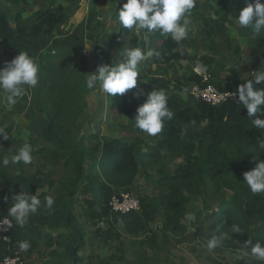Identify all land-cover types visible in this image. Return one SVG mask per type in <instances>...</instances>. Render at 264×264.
<instances>
[{"label":"trees","instance_id":"16d2710c","mask_svg":"<svg viewBox=\"0 0 264 264\" xmlns=\"http://www.w3.org/2000/svg\"><path fill=\"white\" fill-rule=\"evenodd\" d=\"M7 1L9 6L0 0V40L11 51L10 61L21 51L26 52L39 65V83L32 87L31 98L38 112L44 116L41 125L43 137L50 144L49 157L55 164L61 159H66L65 164L72 165L73 174L68 180L59 181L57 185L51 173L44 177L40 170L31 175H6V170L0 166V206L6 215L8 208L12 206L14 194L22 191L33 194L37 192L42 202L41 207L35 214L30 215L27 223H32L36 231L38 229L34 223L69 230L68 235H62L60 244L63 251L57 253L61 258L58 264H82L84 262L79 253L86 244L85 234L74 213L79 195L89 194L88 198H84L83 206L88 216H97L93 210L97 204L103 208L101 215L109 214L112 197L118 193V189L130 191L133 188L142 165V157L153 154L141 151L144 140L140 138L133 141L124 136L101 139L96 134H91V137L99 141L95 146H85L82 142L75 141L73 129L86 107L87 87L86 75L79 66L77 49L75 51L72 48L75 47L77 38L72 40L69 36L65 40V36L60 37L59 34L61 26L70 14L69 9L62 4L55 7L46 6L32 17L25 18L23 10L19 8V3L24 0ZM217 2L220 4V8L215 12L217 17L205 15L201 11L194 15L196 19L204 21L203 31L209 42L206 50L208 54L201 58L204 61L202 67L209 75L210 84L219 90L236 91L246 80L235 79L226 85L217 81V70L210 71L214 63L210 53L216 51L215 37H225L224 29L231 18L237 19L239 11L249 3H255V0ZM99 33L100 30L95 38L99 37ZM79 34L76 33L77 36ZM241 34L250 37V45L254 50L251 71L260 68L264 70V28L256 33L251 26L241 27ZM118 35L120 34L113 33L106 47L97 45L92 50L90 56L94 71L105 64L107 53L114 46ZM49 40L53 43L47 47ZM80 40H83V36ZM191 42L194 41L189 38V34L177 43L170 35L162 36L159 32H154L149 44L153 56L147 61L180 58L174 50ZM228 45L231 47L229 40ZM39 46H46L48 52L41 54L40 60L37 61L36 49ZM134 47H138L137 42H134ZM233 51L237 54L239 50L234 48ZM169 53L171 55H168ZM122 56L118 57L116 63ZM5 62L0 51V68L5 66ZM142 77L144 76L138 77L137 83ZM202 79L201 75L191 77L194 83H201ZM154 83L159 90L166 92L168 108L174 113L172 120H166L163 130L159 133L153 148L154 155H159L163 149H167L170 153L185 158V163L172 175H163L160 179V184L167 187L162 196L165 230L176 233L186 229L182 223L186 210L207 186H213L219 191L229 188L233 191L231 198L222 201L213 212L211 236L220 239L228 236L233 240L252 239L253 244L259 242L264 246V193L253 194L243 176V173L255 167L259 160H264V148L260 147L258 141V137L264 139V132H260L251 122V119H256V116L261 114L264 104L259 105L256 114L250 118L247 109L240 104L238 96L230 97L219 106H212L191 94L188 100H184L171 93L170 81L164 77L155 78ZM177 84L182 85L181 91L183 89L184 92H190V88L179 80ZM261 87H264V82H254V89ZM146 98L147 93L143 89L133 88L130 92L113 97L111 106L115 108L121 104L128 114L134 116ZM3 157L4 154H0V159ZM90 158L91 170L88 173L86 161ZM47 184L57 187L51 209L44 204V197L51 196L49 192L42 190ZM141 208L143 212L140 210L118 214L127 232L138 233L150 227L149 221L153 217L149 216V206L143 201ZM206 208L209 209V206ZM202 218L203 212L200 211L196 214V219L201 221ZM234 224L240 227V233L233 232ZM9 235L12 241L17 240L21 235L20 227L14 225ZM134 243L139 246L136 263L154 264L142 242ZM4 248V243H1L0 255Z\"/></svg>","mask_w":264,"mask_h":264},{"label":"rangeland","instance_id":"374dc122","mask_svg":"<svg viewBox=\"0 0 264 264\" xmlns=\"http://www.w3.org/2000/svg\"><path fill=\"white\" fill-rule=\"evenodd\" d=\"M85 2L88 17L85 21L81 22L82 31L78 32L80 33L79 36L76 35L77 32L66 33L62 29L59 31V34H61L60 37L65 36V40L69 36L72 40L77 38L74 42L75 47L72 46V48L75 51L77 49L79 66L87 78L88 75L95 72L91 64L90 55L92 51L90 52V49H88V40L93 41L98 30L101 31L99 35L106 32L107 42H104L105 44L108 43V38L110 39L113 33L120 34L122 27L119 23L117 13L126 0H121L120 4L116 7L114 6L112 9L107 8L111 0L95 1L89 5V8L88 1L85 0ZM69 4L68 9L71 14L74 9L78 8L77 0H70ZM208 9L210 10L203 12L200 5L195 2V6L190 10L189 15L187 14L190 21L188 25L193 27V25L197 26L196 23L201 22L194 16L197 11H201L205 15H214L216 9L212 4H210ZM109 11L115 12L113 17L109 16ZM109 23L110 26L114 27V29L109 27L110 31L108 30ZM125 31L122 37L118 35L115 39V52L119 54L121 50L124 51L126 48H134V42H137L138 47L143 49L145 53L150 50L149 47L147 50L146 45L150 35H154V33H147V30H137L135 28L131 30L126 29ZM188 34L189 38L194 41L191 43H194L198 53L195 56H191V53L187 51L190 57L184 58H181V55L178 53L180 58L172 62L165 58H159L155 61L151 60L154 63H159V61L160 63L165 62L167 65L164 68L152 66L154 69L150 68L149 70L144 68L141 73L139 71L140 75L144 77L137 83L136 89H143L146 93L154 89L159 90L154 83V79L157 77L154 76L164 77L168 80L174 79L171 81L172 85L175 81L179 80L183 85L190 88L194 83L191 77L200 75L197 72V67L199 70L201 69L202 74H206V71H204L205 68H202L204 61L201 58L208 54L206 51L207 48L202 47L203 42L208 44V41L202 32H200V29L193 34V37L190 36V33ZM82 36L83 40L81 41L80 37ZM219 38L224 40L226 44L228 43L229 39L226 35L225 37ZM51 43L53 41L49 40L47 47ZM247 46L243 48L232 46V49L230 48L233 60L230 64L231 67L228 69L224 68L228 65L225 61L220 62L221 67L217 64L214 66L221 80L230 77L229 75L235 72L237 75L236 79L238 80L249 79L253 75L251 71L253 58L247 55L249 51V49L247 50ZM47 47H37V61L38 59L40 60L41 54L48 52ZM234 48L239 50L237 54L234 53ZM0 51L4 60L10 61L8 51L6 49H0ZM229 55L231 56V53ZM214 60L216 61L215 58ZM140 63L144 65L143 61ZM105 64L111 65L108 60L105 61ZM149 65L151 66V64ZM190 81L192 82L190 83ZM140 83L142 85L138 86ZM24 87V94L17 98V102L14 105H9L6 101L5 94L0 91V129L8 133L7 139H4L3 135L0 134V154L8 156L10 160L9 165L3 167V169L6 170V175H14L16 173L31 175L40 170L42 177H44L48 173H51L52 178L58 185L59 181H66L72 176V165H66V159H61L59 163L55 164L49 157L50 153L48 149L50 148V144L43 137L41 125L44 116L41 112H38L32 101V87L26 85ZM179 87L181 89L182 85L180 84ZM132 90L130 89L128 91ZM173 90L177 89L173 88ZM186 92L189 96L190 92ZM85 98L86 107L76 127L73 129L75 141L82 142L85 146H95L99 141L97 138L91 137V134H96L101 139L124 136L133 141L135 138H140L144 140L141 144V151L143 153L150 152V154H153L142 157V165L134 181L133 188L130 191L118 189V193L126 191L133 194L140 200V204L145 201L149 206V216L153 218L149 221L150 227L148 229L138 233H129L126 231L119 215L112 212L111 209L109 210V214L101 215L103 208L100 204H97L93 209L97 215L95 218L85 214L83 208L85 204L84 198H88L89 194H80L74 213L85 234L86 244L79 253L84 262L82 264H137L136 257L139 253V246L134 241L142 242L143 248L147 251L148 256L153 258L154 264H264V261H259L252 256L250 248L246 245V241L249 239L233 240L227 236L223 239L217 238L218 246L216 248L209 250L207 247L208 241L213 238L210 232V226L214 219L213 212L216 211V208L222 201L231 198L233 191L229 188L219 191L213 186H207L205 191L186 210L185 217L182 220L186 229L176 233L171 230H165L162 196L166 193L167 187L160 184V179L163 175H172L178 167L184 164V156L172 154L167 149H163L159 155H154L153 148H155L157 138L160 134L149 136L147 133L138 129L134 121L136 114L131 116L124 110L121 104L113 108L111 106L113 97L104 93L98 85L92 90L87 88ZM257 117L264 118L261 114H258ZM25 143L30 144L32 147V163L28 165L23 163L12 164L11 156ZM91 161L92 158L86 161L88 173L91 170ZM45 188L54 194L57 187L50 184L48 187L45 185ZM90 198H92L91 195ZM206 206H209V209ZM140 210L143 212V208ZM200 211L203 212V218L201 221H197L196 214ZM13 220L15 225L20 227V233L23 232L24 227L17 224L14 218ZM35 227L41 231V238L38 237L32 240L29 237L25 238L26 236L23 234L18 240L13 241L10 250L4 248L0 259L6 255H19L26 260L27 264L60 263L61 258L57 253L63 251L60 244L63 240L62 235H68L70 231L63 227H53L48 224L35 223ZM30 232L27 231V233ZM21 241H28L30 243L27 251H21L19 249V243Z\"/></svg>","mask_w":264,"mask_h":264},{"label":"clouds","instance_id":"9594fccd","mask_svg":"<svg viewBox=\"0 0 264 264\" xmlns=\"http://www.w3.org/2000/svg\"><path fill=\"white\" fill-rule=\"evenodd\" d=\"M195 6V0H126L119 9L117 15L122 28L144 29L149 33L159 32L162 36H171L177 43L188 35L189 19L187 14ZM241 27L251 26L252 30L259 33L264 28V2L255 0L239 11L235 21ZM153 52H144L140 47L126 48L118 63L111 65L102 64L97 71L92 72L86 78V87L90 90L97 85L111 97L123 95L128 90L136 88L139 73V64L146 57H151ZM159 55V53H156ZM246 83L239 85L236 90L238 99L243 108L247 109L248 117L256 114L258 106L264 104V87L254 89V82H264V70L261 68L253 72L252 78L245 79ZM39 83V65L26 52H19L11 61H6L5 66L0 68V91L5 94L9 105H14L17 98L25 92V85L35 87ZM233 93L232 95H236ZM264 116V109L261 110ZM174 113L168 108V96L164 90H152L147 93V98L137 109L134 119L135 125L149 136H155L163 130L166 120H172ZM252 125L260 132H264V118L251 119ZM4 139L8 133L0 129ZM260 147L264 148V139L258 137ZM32 147L25 143L11 156L12 164L32 163ZM9 157L0 159V166L7 167ZM244 182L253 194L264 193V160L259 162L251 170L243 173ZM12 206L8 208V215L13 217L17 224L23 227L30 217L41 207V199L27 191L12 196ZM44 204L49 209L54 204L52 196L44 197ZM12 225L9 224L8 227ZM232 230L240 233L238 225H233ZM246 245L250 248L252 256L259 261H264V246L259 242L252 243L249 239ZM218 246L217 237L208 241L207 247L212 250ZM30 247L28 241H21L19 249L27 251Z\"/></svg>","mask_w":264,"mask_h":264},{"label":"crops","instance_id":"0c3cea01","mask_svg":"<svg viewBox=\"0 0 264 264\" xmlns=\"http://www.w3.org/2000/svg\"><path fill=\"white\" fill-rule=\"evenodd\" d=\"M88 1V8L89 5L95 1L98 0H87ZM109 1V0H108ZM70 0H24L21 1L19 3V8L23 10V16L25 18H30L32 17L37 11H39L40 9H42L43 7H55L58 6L60 4L66 6L67 8H69L70 4H69ZM121 0H111V3H109V5L107 6L108 9H112L114 6H118V4H120ZM195 2H197L200 5V8L203 10V12H207L210 9H208L210 7V4H212V6L215 7L216 10H218L220 8V4L217 2V0H195ZM3 3L7 6H9V2L7 0H3ZM77 5L78 8L74 9L72 11L71 14H69V16L65 19L64 24L61 26V29L63 32L66 33H70V32H80L82 31V27H81V22L85 21L88 17V12H87V6H86V2L85 0H77ZM208 9V10H207ZM214 12V11H213ZM216 12V11H215ZM15 11H13V15H14ZM114 11H109V16L113 17L114 15ZM190 13V12H189ZM188 13V15H189ZM193 13V12H192ZM214 17L216 16V13H214V15H212ZM201 22L196 23V25H193V27L191 25H188V33H190V36L193 37V34L200 29V32H202L203 36L206 37V33L203 31V29L205 28V23L202 20H199ZM236 18L232 17L230 22L228 23V25L225 26V35L227 36V38L230 40V44L231 47H235L237 46L238 48H243L244 46H247V50L249 49V51L247 52V55H249L250 57L254 58V50L253 47L250 45L251 41H250V37H246L241 35V27L235 22ZM109 27L111 29H114V27L110 26V23L108 25V30L110 31ZM126 29L122 28L120 30V35L121 37L125 34ZM148 33V32H147ZM154 35H150V38L148 39L147 42V50L150 44V39L153 37ZM107 39V34L106 32L102 33L101 35H99V37L95 38L93 41L88 40V49H90V52L97 46H104L106 47L107 44H105L104 42ZM111 39V37H110ZM110 39L108 38V40L110 41ZM108 41V42H109ZM215 42H216V51L210 53V57H212L213 59L215 58L216 61L214 60V63L211 65L210 71L214 70V66L220 65V62L225 61L226 63H228V65H226V67H224L225 69H228L233 60L232 58V52H230V48L228 43L226 44L224 40H221L219 37H215ZM209 45L206 42H203V46L204 48H207ZM236 47V48H237ZM114 48V49H113ZM0 49H6L9 53V57L11 59V51L1 42L0 40ZM232 49V48H231ZM151 50V49H150ZM116 51V47H111V49H109L108 53H107V58L106 60H108L109 63H116L118 61V57L122 56L124 51L121 50L120 53L118 54ZM152 51V50H151ZM191 53V56H195L198 51L197 48L195 47L194 43H189L184 47L175 49L174 52L179 53L181 55V58L184 57H190L189 53ZM231 53V56L229 55ZM168 55H171L170 53ZM152 57V56H151ZM91 59V56H90ZM147 59L149 60L150 58L147 57L146 59L143 60V64L141 65V63L139 64V71L140 73L144 70V68L146 70H149L150 68L154 69L153 67L156 66L158 68H164L167 63L165 62H161L159 61V63H154V62H148ZM173 60H177V59H172L170 60L171 62ZM146 61V62H145ZM155 61V60H154ZM154 63V64H153ZM151 64V66L149 65ZM153 66V67H152ZM203 68V67H202ZM204 69V68H203ZM205 70V69H204ZM206 71V70H205ZM207 72V71H206ZM145 73V72H144ZM194 75V74H193ZM152 76V75H149ZM161 76V75H160ZM192 76V75H190ZM230 77L226 78V79H222L219 76V73H217V76L215 77V79H217V81H219L220 83H222L223 85H226L227 83H230L231 81H233L234 79H236L237 75L236 72L234 74H230ZM157 77L158 76H154ZM233 79V80H232ZM143 80V79H142ZM174 79H170V92L173 94L178 95L180 98L184 99V100H188V93L181 91L179 85L177 84V81H175L172 85V82ZM192 81H190L191 83ZM142 84L140 83L138 86H141ZM137 88V86H136ZM173 88H176L177 90H173ZM191 88V87H190ZM130 92V91H129ZM16 174H21V173H16ZM49 185H47L48 187ZM43 191L49 192V189H46L45 187L42 189ZM51 194L52 197H55V193L53 194L52 192H49ZM46 215V213H44ZM35 225V223H34ZM46 225V224H45ZM24 231L21 232V235L19 236V238L24 234L26 237L25 238H32V240L37 239L38 237L41 238L40 233L41 231L38 230L36 231V229L33 228V224L32 223H26L24 226ZM25 227H27L28 229H26ZM38 229V228H37ZM27 231H31L30 233H27ZM37 236V237H36ZM18 240V239H17Z\"/></svg>","mask_w":264,"mask_h":264},{"label":"built area","instance_id":"2783aa9c","mask_svg":"<svg viewBox=\"0 0 264 264\" xmlns=\"http://www.w3.org/2000/svg\"><path fill=\"white\" fill-rule=\"evenodd\" d=\"M197 72L203 76L201 83H193L190 94L196 98H200L206 103L212 106H219L230 97L238 96V93L234 90H219L215 85L208 82L209 75L202 74V72L197 67ZM200 71V72H199ZM236 93V95H232ZM111 211L116 214H121L130 211H140L141 204L140 200L136 198L130 192L123 191L114 195L110 201ZM11 224V227L8 225ZM15 222L11 216L8 214H3L2 207L0 206V243H4V247L10 250L13 245L10 231L14 227ZM0 264H27L26 260L19 255H6L0 259Z\"/></svg>","mask_w":264,"mask_h":264},{"label":"water","instance_id":"95a60500","mask_svg":"<svg viewBox=\"0 0 264 264\" xmlns=\"http://www.w3.org/2000/svg\"><path fill=\"white\" fill-rule=\"evenodd\" d=\"M205 71V70H204Z\"/></svg>","mask_w":264,"mask_h":264}]
</instances>
